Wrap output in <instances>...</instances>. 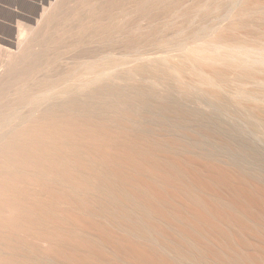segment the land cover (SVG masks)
Wrapping results in <instances>:
<instances>
[{
    "label": "bare ground",
    "instance_id": "6f19581e",
    "mask_svg": "<svg viewBox=\"0 0 264 264\" xmlns=\"http://www.w3.org/2000/svg\"><path fill=\"white\" fill-rule=\"evenodd\" d=\"M45 1L0 37V264H264V171L225 139L204 154L169 86L110 71L103 19L128 0L76 26Z\"/></svg>",
    "mask_w": 264,
    "mask_h": 264
},
{
    "label": "rangeland",
    "instance_id": "374dc122",
    "mask_svg": "<svg viewBox=\"0 0 264 264\" xmlns=\"http://www.w3.org/2000/svg\"><path fill=\"white\" fill-rule=\"evenodd\" d=\"M42 1L0 0V37L11 36L8 26L14 23L13 10L33 16L37 7L33 5ZM51 1L56 15L73 26L84 17L85 9L96 5V0H47L44 4ZM103 26L104 44L109 47L105 58L120 64L110 71L124 74L132 68L135 78H144L156 91L169 86L170 96L193 113L192 125L211 130L214 138L201 137L199 142L204 154L225 158L230 149L219 145L225 139L241 149L239 160L263 173L264 128L259 120L264 118V0H128L110 8ZM6 44L0 39V46ZM151 51L154 54L145 55ZM142 64L154 74L143 76ZM103 81L109 83L107 75ZM158 155L187 167L176 155ZM204 163L197 161V168L202 170ZM254 184L261 185L257 180Z\"/></svg>",
    "mask_w": 264,
    "mask_h": 264
},
{
    "label": "crops",
    "instance_id": "0c3cea01",
    "mask_svg": "<svg viewBox=\"0 0 264 264\" xmlns=\"http://www.w3.org/2000/svg\"><path fill=\"white\" fill-rule=\"evenodd\" d=\"M14 8V7H13Z\"/></svg>",
    "mask_w": 264,
    "mask_h": 264
}]
</instances>
